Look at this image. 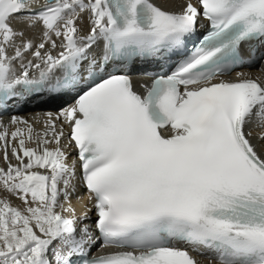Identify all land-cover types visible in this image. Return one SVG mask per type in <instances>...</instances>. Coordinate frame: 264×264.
<instances>
[{
	"label": "snow or ice",
	"instance_id": "6c2138e0",
	"mask_svg": "<svg viewBox=\"0 0 264 264\" xmlns=\"http://www.w3.org/2000/svg\"><path fill=\"white\" fill-rule=\"evenodd\" d=\"M173 58L143 95L124 71ZM257 64L264 0H0V107L75 93L0 123V264H264V81L225 78Z\"/></svg>",
	"mask_w": 264,
	"mask_h": 264
},
{
	"label": "bare ground",
	"instance_id": "6f19581e",
	"mask_svg": "<svg viewBox=\"0 0 264 264\" xmlns=\"http://www.w3.org/2000/svg\"><path fill=\"white\" fill-rule=\"evenodd\" d=\"M177 2L178 3L182 2V0H177ZM56 114L57 113H54L53 115H56ZM46 118H47V114L42 115V116H37L34 121H31L29 123L35 124L36 128L39 130L42 127L43 123L45 122ZM9 128L10 130H13V126L10 125ZM249 128H252L254 132L259 131L255 129L254 125H249ZM67 132L68 131L65 130L66 135H65L63 144L65 146V150L69 153L68 162L70 163L71 161H73V158H72L71 148L67 144ZM253 142L255 143V139L253 140ZM0 164H2V161H0ZM86 201H87V197L83 196L82 188L77 184L75 191L72 193V196H71V205L75 209V213L77 216H80L83 213L88 212V210L84 207V205L83 204L81 205V202H86ZM17 203L19 202L17 201ZM88 215L90 216L89 212H88ZM200 260H202V264H216L212 259L204 258Z\"/></svg>",
	"mask_w": 264,
	"mask_h": 264
}]
</instances>
